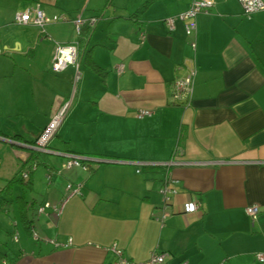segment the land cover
<instances>
[{
	"label": "crops",
	"instance_id": "0c3cea01",
	"mask_svg": "<svg viewBox=\"0 0 264 264\" xmlns=\"http://www.w3.org/2000/svg\"><path fill=\"white\" fill-rule=\"evenodd\" d=\"M193 1L0 0V264H111L113 243L134 261L168 251L167 264H264L256 257L264 253V10L248 16L239 0H214L192 35L181 20L169 30L164 19ZM37 3L68 18L45 34L15 23ZM96 15L78 36L75 19ZM75 41L76 83L74 65L52 69L56 44ZM193 66L192 101L176 103L172 84ZM66 100L49 144L58 153L33 158L38 135ZM139 109L152 115L138 118ZM176 150L206 163L168 170L161 163ZM64 152L108 161H89L93 172L63 169ZM167 171L177 192L162 221ZM68 183L81 192L67 198ZM190 201L199 208L183 212ZM251 204L259 206L255 219Z\"/></svg>",
	"mask_w": 264,
	"mask_h": 264
},
{
	"label": "built area",
	"instance_id": "2783aa9c",
	"mask_svg": "<svg viewBox=\"0 0 264 264\" xmlns=\"http://www.w3.org/2000/svg\"><path fill=\"white\" fill-rule=\"evenodd\" d=\"M242 4L244 13L248 16L251 14L264 10V0H239ZM215 2L214 0H194L192 5L185 11L180 12L176 15L168 16L164 19L165 25L169 30L174 29L175 23L177 20H181L185 23V30L188 35H192L196 30V17L198 14L203 12H208L213 6ZM101 15L92 16L90 18H82L78 17L75 19V30L78 36L82 35V30L84 26H89V28H93L96 23L99 21ZM68 17L66 14H55L49 15L45 12L44 9L41 8L40 4L37 3L32 8H28L25 11L18 12L15 16V23L19 25H28L33 24L39 28L41 34H45L46 26L49 23H53L59 20H66ZM140 39L143 41L145 39V32L140 31ZM80 59H81V50L79 41H75L72 43H57L55 53L52 60V69L55 72H61L69 65H74L76 67V77L75 83L80 79L81 71H80ZM118 71L123 69V64H119L117 66ZM197 73L196 66H193L189 73H187L183 77H179L174 80L171 89V98L174 102L189 105L192 101L194 95V84H195V76ZM71 105V100L64 101L56 110V112L52 115L48 124L42 129L40 134L38 135L35 143L33 144L34 148L40 152H54L57 151L52 150L49 147L50 141L56 135L59 127L64 121ZM152 115V110L150 109H139L136 112V116L138 118H143L145 116ZM65 160L62 163L63 169H69L74 166L82 167L85 170H90L91 166L89 164V160L86 158L88 156H82L77 153L64 152ZM180 151L174 152V155L167 162L161 163L162 166L166 167L168 170L171 166L174 165H183V164H205L203 161H189L181 159ZM37 167L36 162L30 164L28 167L24 168L21 171V177L24 180H28L30 177V173L33 169ZM172 178L167 171L164 182L160 188V192L163 196V204L162 209L163 213L159 217L160 220H164L167 216L166 209L168 205L172 202L173 195L177 192V189L172 184ZM81 192V185L74 186L73 183L67 184V198L74 194H79ZM66 199V198H65ZM66 200L62 202L60 206H55L54 209L58 214H61L62 209L65 205ZM50 207L49 202H44L38 207V212H45L46 208ZM199 208L198 202H186L183 205V212L192 213L195 212ZM247 214L255 219L259 213V206L257 204H251L246 207ZM34 236L37 238V231H33ZM115 254V258L111 264H167V259L170 257V252H152L150 257L144 261H134L129 257H126L123 253V250L116 244L113 243L110 247ZM259 261L264 262V253L259 252L256 255ZM178 264H186V262L180 261Z\"/></svg>",
	"mask_w": 264,
	"mask_h": 264
},
{
	"label": "trees",
	"instance_id": "16d2710c",
	"mask_svg": "<svg viewBox=\"0 0 264 264\" xmlns=\"http://www.w3.org/2000/svg\"><path fill=\"white\" fill-rule=\"evenodd\" d=\"M97 69H101V68H98V67H97ZM41 153H42V152L36 150V151H34V152L32 153V154H33L32 157L35 158V159H36V158H39L40 155H41ZM33 158H31V159H33ZM31 159H30V160H31ZM40 161H42V160H41V159H40V160H39V159L36 160V161H35V162H36V165H40V164H41ZM89 164H90V163H89ZM90 165H91V164H90ZM36 168H37V167H36ZM36 168H35V169H36ZM35 169H33L32 171H34ZM94 169H95V166H94V167L91 166L90 171L93 172ZM32 171H31V172H32ZM1 257H3L2 252H0V258H1Z\"/></svg>",
	"mask_w": 264,
	"mask_h": 264
},
{
	"label": "water",
	"instance_id": "95a60500",
	"mask_svg": "<svg viewBox=\"0 0 264 264\" xmlns=\"http://www.w3.org/2000/svg\"><path fill=\"white\" fill-rule=\"evenodd\" d=\"M47 153H51V151H49ZM52 153H54V152H52ZM86 159L89 161H92V162H99V163L108 161V160L103 159V158H95V157H87Z\"/></svg>",
	"mask_w": 264,
	"mask_h": 264
},
{
	"label": "rangeland",
	"instance_id": "374dc122",
	"mask_svg": "<svg viewBox=\"0 0 264 264\" xmlns=\"http://www.w3.org/2000/svg\"><path fill=\"white\" fill-rule=\"evenodd\" d=\"M41 170V167L39 168V170L38 171H40ZM46 182V181H45ZM46 184L44 185V184H41V186H40V188H39V190H37V191H39V192H41L42 193V191L46 188ZM42 194H40V196H41ZM1 212V211H0ZM0 235H2V231H0Z\"/></svg>",
	"mask_w": 264,
	"mask_h": 264
}]
</instances>
